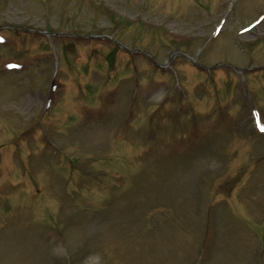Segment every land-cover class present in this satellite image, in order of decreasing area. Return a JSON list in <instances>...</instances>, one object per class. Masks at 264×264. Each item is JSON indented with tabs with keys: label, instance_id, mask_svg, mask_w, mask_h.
<instances>
[{
	"label": "rangeland",
	"instance_id": "obj_1",
	"mask_svg": "<svg viewBox=\"0 0 264 264\" xmlns=\"http://www.w3.org/2000/svg\"><path fill=\"white\" fill-rule=\"evenodd\" d=\"M263 69L264 0H0V264H264Z\"/></svg>",
	"mask_w": 264,
	"mask_h": 264
},
{
	"label": "trees",
	"instance_id": "obj_2",
	"mask_svg": "<svg viewBox=\"0 0 264 264\" xmlns=\"http://www.w3.org/2000/svg\"><path fill=\"white\" fill-rule=\"evenodd\" d=\"M93 39H91L92 41ZM110 44H111V47H110V50L108 51V53L106 54V60L108 61V63L110 65H114V62H115V58H116V54L118 51L121 50V48L117 45V43L113 42V41H110ZM74 45L72 43L70 44H65V48H64V55H69V58L71 60H76L77 58H80L81 56L76 52H74V48H72ZM66 56V57H67ZM93 52L91 54H89V58L93 57Z\"/></svg>",
	"mask_w": 264,
	"mask_h": 264
}]
</instances>
